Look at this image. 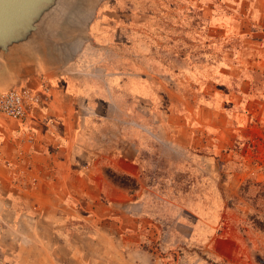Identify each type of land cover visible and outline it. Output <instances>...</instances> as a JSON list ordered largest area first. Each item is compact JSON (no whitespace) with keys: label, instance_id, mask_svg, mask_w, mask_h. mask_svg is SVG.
<instances>
[{"label":"rangeland","instance_id":"obj_1","mask_svg":"<svg viewBox=\"0 0 264 264\" xmlns=\"http://www.w3.org/2000/svg\"><path fill=\"white\" fill-rule=\"evenodd\" d=\"M93 7L65 130L0 120V264H264V0Z\"/></svg>","mask_w":264,"mask_h":264},{"label":"water","instance_id":"obj_2","mask_svg":"<svg viewBox=\"0 0 264 264\" xmlns=\"http://www.w3.org/2000/svg\"><path fill=\"white\" fill-rule=\"evenodd\" d=\"M93 3L0 0V92L26 68L69 61L81 43L90 40L84 29L92 18Z\"/></svg>","mask_w":264,"mask_h":264},{"label":"crops","instance_id":"obj_3","mask_svg":"<svg viewBox=\"0 0 264 264\" xmlns=\"http://www.w3.org/2000/svg\"><path fill=\"white\" fill-rule=\"evenodd\" d=\"M92 18L88 22L89 26L92 23ZM90 38V37H89ZM70 64V61H67L63 65H37L32 66L30 68H26L17 76H14L15 80L10 82L7 88L17 86L16 81L18 80L19 85H28L32 87H36L38 84V80L42 78L49 85V93L46 98L43 114H41L42 119L47 118L48 120H44L45 129L42 128L41 131L46 133V136L49 137H58V126L62 123V129L64 125H66V117L71 114L73 109L72 107V94L75 93L74 86L71 84L70 80H67L63 75L60 74L62 70L67 68L66 64ZM59 71V73H58ZM55 75V76H54ZM43 97V98H44ZM37 112H33L31 115ZM30 116V115H29ZM37 117V116H36ZM35 117V118H36ZM38 119V118H37ZM36 119V120H37ZM40 121V120H39ZM60 121V123H58ZM53 126V127H52ZM65 130V128H64ZM50 134V135H49Z\"/></svg>","mask_w":264,"mask_h":264},{"label":"built area","instance_id":"obj_4","mask_svg":"<svg viewBox=\"0 0 264 264\" xmlns=\"http://www.w3.org/2000/svg\"><path fill=\"white\" fill-rule=\"evenodd\" d=\"M49 93L48 82L40 78L36 87L17 85L0 92V120L23 122L38 110L41 100Z\"/></svg>","mask_w":264,"mask_h":264}]
</instances>
